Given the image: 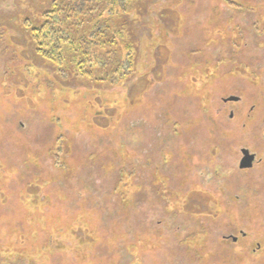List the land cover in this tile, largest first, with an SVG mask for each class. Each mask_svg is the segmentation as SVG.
Here are the masks:
<instances>
[{
    "label": "rangeland",
    "instance_id": "374dc122",
    "mask_svg": "<svg viewBox=\"0 0 264 264\" xmlns=\"http://www.w3.org/2000/svg\"><path fill=\"white\" fill-rule=\"evenodd\" d=\"M55 1L0 0V264H264V0H107L124 80L36 53Z\"/></svg>",
    "mask_w": 264,
    "mask_h": 264
},
{
    "label": "trees",
    "instance_id": "16d2710c",
    "mask_svg": "<svg viewBox=\"0 0 264 264\" xmlns=\"http://www.w3.org/2000/svg\"><path fill=\"white\" fill-rule=\"evenodd\" d=\"M107 0H96L99 5V12L96 13L95 2L92 6H86L84 0H61V3L53 2L47 11H43L37 19L34 27L28 30L29 39L36 53L44 58L52 61L55 65L61 66L62 58L64 57V43L68 39L64 34L68 35L73 43L69 47V52H72L73 61L80 63L77 57L81 60L84 58L93 61L102 58L103 62L107 63L104 68L114 64L111 68V76H118L123 79L130 73L131 65L134 61L132 44L124 43L121 45L117 41L120 38L121 32L115 31L109 22V14L103 11ZM109 8L111 15L120 16L123 11L130 8L131 0H122V9L119 8L117 0H109ZM82 5V12H78L76 8ZM121 9V10H120ZM115 11H117L115 13ZM119 13V14H118ZM69 39V40H70ZM126 59L130 66L123 68L122 59H118L117 55L125 52ZM50 155L56 166L62 167L60 162V152L51 149ZM63 168V167H62Z\"/></svg>",
    "mask_w": 264,
    "mask_h": 264
},
{
    "label": "flooded vegetation",
    "instance_id": "af4514ba",
    "mask_svg": "<svg viewBox=\"0 0 264 264\" xmlns=\"http://www.w3.org/2000/svg\"><path fill=\"white\" fill-rule=\"evenodd\" d=\"M229 97H236V100H225L228 97L222 98L224 105L228 103H238L241 100V97L238 95H230ZM234 109L231 108L229 115L230 118L233 116ZM246 150V151H243ZM251 156V158H249ZM245 158V159H244ZM244 159V160H243ZM248 165L241 167L240 165ZM237 169L238 172L242 175H258L261 179H264V141L262 143H256L252 145H242L239 147L238 156H237ZM253 177L248 178L247 180L252 179ZM259 179V181L261 180ZM258 183H261L262 181ZM247 184V182H246ZM242 236H244L242 232ZM260 246V245H259Z\"/></svg>",
    "mask_w": 264,
    "mask_h": 264
},
{
    "label": "water",
    "instance_id": "95a60500",
    "mask_svg": "<svg viewBox=\"0 0 264 264\" xmlns=\"http://www.w3.org/2000/svg\"><path fill=\"white\" fill-rule=\"evenodd\" d=\"M237 98L236 97H228L227 99H225V100H236ZM243 151H246V150H243ZM249 158H251V156L249 157ZM245 159V158H244ZM243 159V160H244ZM241 167H243V166H248V165H240Z\"/></svg>",
    "mask_w": 264,
    "mask_h": 264
}]
</instances>
